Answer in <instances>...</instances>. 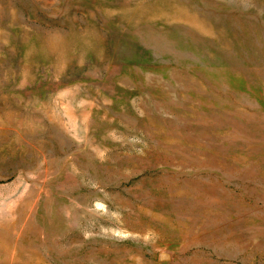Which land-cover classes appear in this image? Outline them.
I'll list each match as a JSON object with an SVG mask.
<instances>
[{
	"label": "rangeland",
	"instance_id": "1",
	"mask_svg": "<svg viewBox=\"0 0 264 264\" xmlns=\"http://www.w3.org/2000/svg\"><path fill=\"white\" fill-rule=\"evenodd\" d=\"M0 264H264V0H0Z\"/></svg>",
	"mask_w": 264,
	"mask_h": 264
},
{
	"label": "water",
	"instance_id": "2",
	"mask_svg": "<svg viewBox=\"0 0 264 264\" xmlns=\"http://www.w3.org/2000/svg\"><path fill=\"white\" fill-rule=\"evenodd\" d=\"M161 259H162L163 261H166V260H169L170 257H169V255H167V254H162V255H161Z\"/></svg>",
	"mask_w": 264,
	"mask_h": 264
}]
</instances>
